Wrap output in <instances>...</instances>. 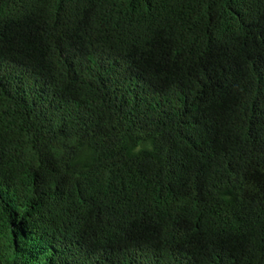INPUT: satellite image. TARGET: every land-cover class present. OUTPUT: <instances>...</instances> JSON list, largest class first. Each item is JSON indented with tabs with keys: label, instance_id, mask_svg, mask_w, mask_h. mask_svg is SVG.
<instances>
[{
	"label": "trees",
	"instance_id": "trees-1",
	"mask_svg": "<svg viewBox=\"0 0 264 264\" xmlns=\"http://www.w3.org/2000/svg\"><path fill=\"white\" fill-rule=\"evenodd\" d=\"M0 264H264V0H0Z\"/></svg>",
	"mask_w": 264,
	"mask_h": 264
}]
</instances>
